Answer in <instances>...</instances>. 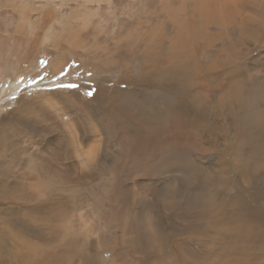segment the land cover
Returning <instances> with one entry per match:
<instances>
[{
  "label": "rangeland",
  "instance_id": "rangeland-1",
  "mask_svg": "<svg viewBox=\"0 0 264 264\" xmlns=\"http://www.w3.org/2000/svg\"><path fill=\"white\" fill-rule=\"evenodd\" d=\"M182 1L0 0V264H231L237 257L207 255V244L215 241L218 249L223 240L190 229V210L197 205L182 201L201 194L195 174L145 170L141 149L132 155L127 148L128 135L140 143V135L131 134L136 128L126 132L112 124L109 105L146 84L148 75L137 60L144 36L149 29L163 31L169 47L171 16H178L176 3ZM184 15L180 11L179 17ZM253 39L239 52L248 69L246 83L264 79V43ZM196 79L188 85L204 96L205 86ZM215 81L204 84L216 90L212 105L220 110L228 95ZM188 124L184 134L168 127L170 145H191L197 137L209 144L208 132L231 128L218 117L208 130L198 129L199 122ZM232 136L228 132L212 145L222 148ZM195 149L192 159L205 170L225 165L215 153L200 157ZM234 184L236 193L245 190L239 178ZM104 195L107 201L97 206ZM140 200L154 202L153 209H141ZM248 205L262 209L259 203ZM152 220L166 225H161L167 235L163 247L142 240ZM153 227L144 238L152 236ZM246 255L264 259L257 250Z\"/></svg>",
  "mask_w": 264,
  "mask_h": 264
},
{
  "label": "bare ground",
  "instance_id": "bare-ground-1",
  "mask_svg": "<svg viewBox=\"0 0 264 264\" xmlns=\"http://www.w3.org/2000/svg\"><path fill=\"white\" fill-rule=\"evenodd\" d=\"M185 1L176 3L175 9L179 14L183 11L185 15L179 17L173 12L171 16L175 24L169 47L163 31L158 34L157 30L149 29L144 36L146 42L137 60L140 70L148 75L146 84L140 90L134 87L127 96L115 94L120 97L109 105L112 124H120V129L126 132L136 128L131 134H139L140 143L133 144L134 137L128 135L127 148L132 155L138 148L141 149L137 153L145 170L155 175H160L166 169L195 174L198 181L196 193L201 194L186 196V200L182 201V205L189 207L191 202L197 205L192 211L189 209L192 215V225L189 227L195 232L211 234L215 240H223L222 243L217 241L218 249L213 248L217 245L215 241L207 244V255L228 253L237 255L230 259L231 264H237V260L238 264H251L253 258L246 255L249 250H257L260 254L264 252V79L259 83H246L249 80L246 74L248 69L242 65L244 55L239 52H242L244 45L251 43L252 38H255L254 42L264 43V35H260L264 31V0ZM251 11L254 12L253 17L250 16ZM214 41L218 42V49L212 46ZM236 44H239L238 48ZM218 68H227V73L217 72ZM196 78H201L205 86L203 90L206 89L208 96L204 97L206 94L202 96L199 92L197 94V89L189 87L190 80ZM216 79L215 87L223 89L222 92L228 95V101L224 102L220 110L215 109L217 105H212L216 90L211 89L212 84H204L205 81L215 84ZM220 80L226 82L220 83ZM198 88L202 89L201 85ZM220 98L221 95L218 101ZM258 108L263 109L259 111ZM217 117L224 126L230 125L231 128L220 133L208 132L209 144L199 143L201 138L197 137L191 145L184 143L189 148L178 144V141L170 145L166 135L168 127H174L184 134L191 120V125L199 122L198 129L208 130L211 128L210 122L216 121ZM228 132H231V136L234 134L228 145L222 148L212 145L216 143L217 137H227ZM202 146H208V149ZM193 148H196L200 157L206 151L215 153L219 156V164L225 165H217V168L208 166L209 169L205 170L197 164L199 161L192 159ZM235 177L245 184V190L236 193ZM203 194L210 197L204 200ZM105 201L106 195L96 204L98 206ZM139 202L143 210H152L154 207V202ZM170 202L167 207H170ZM248 202L254 205L259 203L262 209L249 207ZM203 209L210 216L209 220L203 218ZM148 223L149 230L143 231L142 240L154 242L158 247L165 246L167 235L161 227L166 226L165 223L160 225L153 220ZM206 224L211 229L205 227ZM149 225L154 226L153 234L150 238H144L149 235ZM184 247L191 248L189 242ZM253 260H256L255 264H264V259Z\"/></svg>",
  "mask_w": 264,
  "mask_h": 264
}]
</instances>
